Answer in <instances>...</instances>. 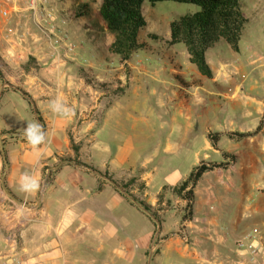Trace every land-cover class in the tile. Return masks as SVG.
<instances>
[{
	"label": "crops",
	"instance_id": "0c3cea01",
	"mask_svg": "<svg viewBox=\"0 0 264 264\" xmlns=\"http://www.w3.org/2000/svg\"><path fill=\"white\" fill-rule=\"evenodd\" d=\"M6 1L0 0V9L9 10L0 15V142L7 162L2 183L0 151V264H147L153 244L149 264H234L236 237L255 229L264 239V10L261 23L245 30L249 43L240 39L238 51L223 44L212 62L206 59L212 70L206 78L191 65L181 69L174 45L151 44L145 61L136 51L119 60L105 48L111 34L100 24L101 35L92 38L83 19H71L69 41L88 34L95 62L74 48L66 52L30 21L28 0H11L9 7ZM240 57L245 63L235 70L256 63L251 87L258 96L223 90L235 78L221 68ZM30 123L44 137L35 146L24 135ZM256 127L251 135H235ZM196 140L201 145L193 161L183 169L174 165L179 144ZM151 144L170 154L159 160L165 173L152 193L157 162L141 154ZM62 156L89 166L63 162L39 196L47 168ZM201 160L222 165L204 171L194 185L192 219L180 221L184 201L167 193L171 204L158 211L156 236L152 217L112 181L135 177L144 188L134 184L129 191L154 206L164 184L182 180ZM25 172L38 188L21 190Z\"/></svg>",
	"mask_w": 264,
	"mask_h": 264
},
{
	"label": "trees",
	"instance_id": "16d2710c",
	"mask_svg": "<svg viewBox=\"0 0 264 264\" xmlns=\"http://www.w3.org/2000/svg\"><path fill=\"white\" fill-rule=\"evenodd\" d=\"M145 1L153 5L163 0H78L68 9H71V13L67 15L75 20L84 18L86 21L82 23V27L91 29L88 34L93 36L92 38L95 35H101L99 31L102 30L100 26L102 24L104 30L112 36L105 48L109 54L116 55L119 60L129 59L135 51L148 49L151 46L149 40L165 46L181 43L188 54V61L194 64L198 72L206 78L212 77V70L205 57L206 51L218 43L238 51V43L245 33L244 25L250 21V18L242 11L241 0H171L194 4L197 9L195 11L188 9L185 13L168 21L167 29L160 34L146 30L148 21L144 15ZM38 119L42 122L39 115ZM257 129L256 127L250 132H237L235 135L237 137L251 135ZM210 139L214 143L216 140L214 134L210 135ZM72 146L76 150L73 143ZM60 160H71L78 165L89 166L75 157L62 156ZM221 165L222 163L201 160L182 180L173 185L164 184L157 193L154 206L129 191L134 184L140 190L144 188V183L136 180L135 177L125 181L114 179L112 181L124 192L130 193L137 204L152 217L154 225H156L154 220L161 222L158 211L171 204V200L165 196L167 193L184 201L180 221L187 222L192 219L194 185L204 171ZM103 174L111 179L106 172ZM166 236L167 234L157 236L155 240Z\"/></svg>",
	"mask_w": 264,
	"mask_h": 264
},
{
	"label": "rangeland",
	"instance_id": "374dc122",
	"mask_svg": "<svg viewBox=\"0 0 264 264\" xmlns=\"http://www.w3.org/2000/svg\"><path fill=\"white\" fill-rule=\"evenodd\" d=\"M75 1H78V0H48L45 3L46 9L51 11L54 14L55 21L57 22V24L61 28H65L69 35L73 31L72 28L69 27V26L72 27V25H71L72 24V21H71L72 18L68 17L67 14L71 13V9L70 10H68V9L71 8V5ZM6 3H8L6 5L8 7L12 5L11 0H7ZM27 3H28V1H27ZM144 3H145L144 15L148 21V26H147L146 30L154 31V32H157L160 34L164 33V31L167 29L168 21L175 18L179 14L185 13L186 11H188V9H190V11L191 10L195 11L197 9V6L194 4L176 2V1H171V0L157 1L153 5H151V3H149L148 1H145ZM241 7H242V11L244 12V14L250 18V21L244 25L245 30H247V31L251 30L254 27H256V25H259V23H261L260 15H262V11L264 10V0H241ZM64 10H66V11H64ZM27 13H28V9H27ZM81 19L85 20L84 18H81ZM39 20L41 22L40 25L44 26V24H46L43 21V19L40 18ZM62 20H64V24L61 23ZM73 20H75V19H73ZM40 34L45 37V35L42 32H40ZM141 36H142V33H141ZM78 38H79V40L73 41L74 50L82 52L85 55L86 59H90L91 61L95 62L97 51H96L89 35L86 33H84V34L82 33L81 35H78ZM241 40H242L243 45L245 44V42H247V43L250 42L249 39L244 37V36L241 38ZM149 42L151 44H157L154 42V40H149ZM174 46L176 47V49L181 51V53L177 54V58H176V60L179 61V63L181 64V69L186 70V67L191 65L192 68L197 70L196 66L188 61V54H187L184 46L181 43H177ZM215 46L216 47L210 48L206 51L205 56H206V59L208 61L212 62L213 59L215 58V54L213 52L216 48L222 49L224 47V45L222 43H218ZM136 52L138 54V57L144 59L143 61H145L144 56H146V54H147L146 50L141 49V50H138ZM238 55H241V53H238ZM244 63H245L244 59H241V57L238 58L237 60L230 58L229 60L225 61L223 67L221 68L222 70L225 71L226 77L235 78L234 83L232 84L231 87L225 86L223 88V90L226 91L227 94L232 95V97L236 96L237 94H240L243 98H245L246 96H249V95H257V96L259 95L258 93L255 92L254 88L251 87V84H253L254 79L256 77L255 72H254L255 69H252V67L256 63L253 62V63L249 64V66H245V68L243 69L244 72L235 70L236 66H238L240 64H244ZM228 69H230V70H228ZM188 77L189 76H187V78ZM203 78H205V77H203ZM234 86H235V88H234ZM223 99H225V98L223 97ZM201 134L202 133L200 131H198V132H196L194 137L199 140L198 137H201ZM198 140H196L195 142H186L184 144H179V147L176 148V150L174 151L173 154L179 153L180 156L175 157L172 154L173 160H174L173 161L174 165H177L178 167L183 169V168L187 167L193 161V159H194V148L196 146L198 147L201 145L200 141L197 142ZM221 143L223 145H225L227 143V141L225 139H223ZM228 143H230V142H228ZM142 153H144V155L149 156L150 158H153L154 162H157L158 168L154 172V174L151 178V181H150V185H149V192L152 193L156 189V187L160 184V182L162 181L164 173H165V172H163V169L165 166L162 164L160 165L159 160L161 158L165 159L166 156H169L170 154L164 153L163 149L161 147L154 146V144H151L150 147H146V149L143 152H141V154ZM200 153H203V152L201 151ZM155 241H157V240H155ZM232 246L234 247V244H232ZM156 251H157V246H155V244H153L151 254L152 253L155 254ZM88 256H89V254H88ZM112 264H123V263L122 262H113ZM234 264H236V263H234Z\"/></svg>",
	"mask_w": 264,
	"mask_h": 264
},
{
	"label": "built area",
	"instance_id": "2783aa9c",
	"mask_svg": "<svg viewBox=\"0 0 264 264\" xmlns=\"http://www.w3.org/2000/svg\"><path fill=\"white\" fill-rule=\"evenodd\" d=\"M47 1L28 0L29 19L45 37L49 38L53 46H61L66 52H70L73 49V45L68 40L69 34L65 28H61L57 24L54 14L46 9L45 3ZM0 14L7 16L9 14L8 8L5 6L1 7ZM40 18L46 23L44 26L40 25ZM61 23L64 24V20ZM135 62L137 63V60ZM179 234L184 241L188 240V236L182 231V228H180ZM234 246L238 256L236 264H247L255 262L260 258L264 259V239L255 229L247 230L236 237L234 239Z\"/></svg>",
	"mask_w": 264,
	"mask_h": 264
},
{
	"label": "clouds",
	"instance_id": "9594fccd",
	"mask_svg": "<svg viewBox=\"0 0 264 264\" xmlns=\"http://www.w3.org/2000/svg\"><path fill=\"white\" fill-rule=\"evenodd\" d=\"M39 127L40 126L36 123H30L27 125L24 131V135L27 141L34 146L44 139L42 135L40 136L36 135V129H38ZM20 187L21 190H25V191L34 190L35 188L39 187V181L34 176L25 172L20 177Z\"/></svg>",
	"mask_w": 264,
	"mask_h": 264
},
{
	"label": "water",
	"instance_id": "95a60500",
	"mask_svg": "<svg viewBox=\"0 0 264 264\" xmlns=\"http://www.w3.org/2000/svg\"><path fill=\"white\" fill-rule=\"evenodd\" d=\"M40 128H41V127H40ZM41 130H42V128H41ZM0 151H1V153H2V155H3V158H4V151H3V147H2L1 142H0ZM3 160H4V168H3V171H2V175H1L2 183L4 182V175H5V172H6V169H7V162H6V159L4 158ZM67 161H69V160H61V161H59L57 164H55L53 167H49V168H47V170H46V172H45V175H44V180H43V183H42V186H41L40 192H39V196H41V194H42V192H43V189H44L45 184H46V178L48 177L49 173H50L51 171L56 170V169L59 167L60 164H62L63 162H67ZM90 169H91V168H90ZM13 199H14L16 202H18V203H20V204H22V205H25V206H28V207L32 206V204H30V203H28V202H25V201H23V200H19V199L14 198V197H13ZM143 210H144V209H143ZM155 222H156V231H155L154 236H156L157 233L159 232V222H158L157 220H155ZM151 252H152V248H151V250H150V252H149V256H148V260H147V264H149V259H150V254H151Z\"/></svg>",
	"mask_w": 264,
	"mask_h": 264
}]
</instances>
